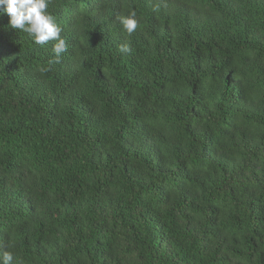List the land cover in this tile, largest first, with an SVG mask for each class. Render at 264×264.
I'll use <instances>...</instances> for the list:
<instances>
[{
    "label": "trees",
    "instance_id": "1",
    "mask_svg": "<svg viewBox=\"0 0 264 264\" xmlns=\"http://www.w3.org/2000/svg\"><path fill=\"white\" fill-rule=\"evenodd\" d=\"M47 11L59 62L0 9V245L21 264H264V0Z\"/></svg>",
    "mask_w": 264,
    "mask_h": 264
},
{
    "label": "clouds",
    "instance_id": "2",
    "mask_svg": "<svg viewBox=\"0 0 264 264\" xmlns=\"http://www.w3.org/2000/svg\"><path fill=\"white\" fill-rule=\"evenodd\" d=\"M50 0H0V9L9 17V26L13 29L23 31L33 40L35 44L45 45L50 41H55L52 45L54 61L59 62L63 53L67 51V43L61 37L62 28L56 23V18L49 11ZM158 10V7L157 9ZM124 31L131 35L138 27L135 10L127 16L118 17ZM122 54L132 51L129 43L119 46ZM6 250H2L5 249ZM12 244L0 245V264H21L18 257L11 250Z\"/></svg>",
    "mask_w": 264,
    "mask_h": 264
}]
</instances>
